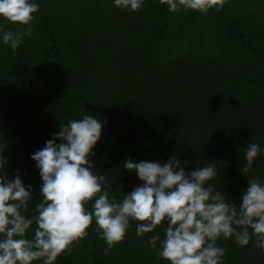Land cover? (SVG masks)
Wrapping results in <instances>:
<instances>
[{
    "label": "trees",
    "instance_id": "16d2710c",
    "mask_svg": "<svg viewBox=\"0 0 264 264\" xmlns=\"http://www.w3.org/2000/svg\"><path fill=\"white\" fill-rule=\"evenodd\" d=\"M35 2L31 35L15 53L0 44V152L9 178L19 172L33 188L26 216L35 215L42 183L30 156L81 113L107 121L91 159L110 197L142 183L124 170L125 159L176 156L188 161L186 171L217 161L219 188L237 205L246 178L264 180V156L243 173L241 151L250 142L264 148V0H224L220 12L206 14L169 13L158 0L136 12L111 0ZM0 25L26 27L3 18ZM136 224L105 254L93 222L55 264H168L146 246L167 225L141 237ZM255 239L244 247L219 239L223 264H264Z\"/></svg>",
    "mask_w": 264,
    "mask_h": 264
},
{
    "label": "clouds",
    "instance_id": "9594fccd",
    "mask_svg": "<svg viewBox=\"0 0 264 264\" xmlns=\"http://www.w3.org/2000/svg\"><path fill=\"white\" fill-rule=\"evenodd\" d=\"M112 5L128 12L139 11L146 0H111ZM169 13L197 11L220 12L224 0H158ZM35 0H0V18L26 26L23 31L6 30L0 25V44L13 53L31 35V24L39 11ZM92 114L60 123V130L30 158L35 161L41 185L35 215L26 216L33 200L31 185L22 182L19 172L10 179L0 152V264H55L57 257L74 242L94 231L107 245L105 254L120 243L136 221V235L152 233L162 222L163 238L152 235L146 246L168 264H223L227 249L217 244L221 238L264 252V180L247 179L239 205L220 190L217 161L185 170L187 160L176 156L167 162L125 159L123 168L135 172L142 182L120 198L110 197L108 180L94 169L91 159L101 138L102 125ZM59 141V143H57ZM245 164L242 172L253 168L264 148L250 142L241 150ZM91 202V208L86 205ZM35 224L31 238L27 233ZM251 229V232L249 231Z\"/></svg>",
    "mask_w": 264,
    "mask_h": 264
}]
</instances>
